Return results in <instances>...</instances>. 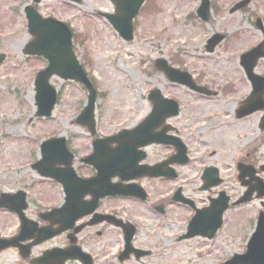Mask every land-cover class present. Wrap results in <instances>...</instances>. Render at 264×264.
<instances>
[{"label":"rangeland","instance_id":"1","mask_svg":"<svg viewBox=\"0 0 264 264\" xmlns=\"http://www.w3.org/2000/svg\"><path fill=\"white\" fill-rule=\"evenodd\" d=\"M154 1V9H142L135 19L136 37L132 41H124L98 14L114 12L110 0H81L80 5L66 0H44L37 5L42 15L66 21L85 41L75 48L82 63H88L86 56L90 61L86 69L98 90L96 115L101 135L139 124L150 112L149 91L161 88L166 96L179 102L181 113L174 122L181 127L193 152L192 163L187 167L188 175L193 177L163 186L158 181L142 182L150 192L147 201L121 199L104 205L110 212L118 210L123 219L136 225L134 244L151 250L150 255L118 262L124 240L115 227L108 228L101 237L95 228L82 235V242L94 254L97 264H221L247 247L251 238L247 234L253 224L243 222L248 219L242 213L245 210L230 209L224 227L213 240L184 239L182 235L193 215L188 217V212L179 205L175 208L169 197L176 187L182 186L184 194L206 203L216 190L201 191L200 177H196L201 164L231 161L253 147L259 148V155L264 153L263 133L258 126L261 113L242 120L235 116L240 102L252 88L241 67L240 55L263 40L255 22L260 18L264 24V0H251L243 10L232 13V7L242 0H213L216 8L208 23L196 15L200 0ZM31 2L0 0V54L6 56L0 66V193H13L25 184H30V193L52 191L46 184L36 182L39 178L31 169L39 157L38 146L43 138L66 136L79 157L91 150L87 128L76 123L88 95L80 84L53 77L59 92L53 117L41 119L34 114L33 81L46 63L25 56L23 50L30 40L24 9ZM216 33L223 34L224 39L208 53L207 41ZM158 58L188 72L197 84L215 90L216 94L200 96L187 86L169 82L155 66ZM256 72L264 75V60ZM210 150L217 154L211 157ZM223 177L221 189L235 192L239 188L233 174ZM163 203L162 214L156 207ZM9 226L0 224V229ZM0 264L27 263L16 252L8 251L0 255Z\"/></svg>","mask_w":264,"mask_h":264},{"label":"water","instance_id":"2","mask_svg":"<svg viewBox=\"0 0 264 264\" xmlns=\"http://www.w3.org/2000/svg\"><path fill=\"white\" fill-rule=\"evenodd\" d=\"M42 0H34V3L37 4ZM77 3H80V0H71ZM116 5V13L113 15L105 14V16L110 20L112 25L114 24L115 28L118 30L120 35L124 39L131 40L134 38V24H132L133 19L138 14L139 9L145 3V0H111ZM250 0H243L241 3L237 4L233 7L232 11L238 10L243 6L247 5ZM198 15L204 19H209L210 16V0H202V3L198 9ZM26 14L28 17V28L30 30V34L33 36V40L28 43L26 48L24 49L25 52L36 54V55H44L49 60V65L47 68L40 71L37 75L35 80L36 86V104H37V116H52V110L54 109L57 101V92L56 89L50 82V78L53 75H58L61 79H71L77 80L81 82L83 85L87 87L90 91L88 97V104L85 107L83 113L78 117L77 122L82 124H87L91 131L95 128V104H96V94L97 91L93 89L90 80L87 78L86 72L82 69L78 59H76L73 48H72V33L71 29L66 26L61 21H57L52 17H48L44 19L40 16V14L36 11L35 7L27 6ZM258 26L260 29H263L261 21L258 20ZM223 36L215 35L209 41V46L207 49L212 51L215 45L220 42ZM260 58H264V42L260 43L259 45L255 46L252 50L245 53L242 56L241 62L242 66L244 67L245 71L247 72V76L251 83L253 84V91L251 95L243 102V107L238 111L239 116H243L248 112H253L258 109L264 110V77L256 74L254 69L258 63ZM4 59L3 55H0V63ZM157 66L160 67L165 71L167 76L171 78L173 81H177L179 83H185L186 85L190 86L191 88L203 93H209L205 88H201L195 85L192 80V76L188 75L185 72H179L176 69L172 68L168 63L161 59L158 60ZM155 98L157 102L154 105V111L151 113V116L146 119L139 128L133 131H124L118 137H110L103 142H113L114 140H118L120 137H126L124 139L128 140L129 137H140L144 134V127L147 123L151 120V117L159 112H163L164 110L161 108L166 101V99L162 98L161 92L155 91L154 92ZM172 110L178 112L177 104L171 100ZM263 124H264V117H263ZM96 144V143H95ZM43 160L33 165L34 168H38L42 166L44 163L49 166H53L55 162L59 164H64L67 169H70L68 166L70 165L69 158H71L70 153L68 151L67 146L65 145V138H55L54 140H49L43 142ZM115 154L114 152L102 150L101 147H98L96 144L95 152L92 156L88 157L85 162H89L94 164V166L98 169V175L96 178L88 179L87 183L91 185V187H99L94 184H102L105 186L102 190H92L93 195V202L92 207H89L88 212L95 210L97 206V202L100 200V197L107 196V195H132L134 194V187H125L120 185H111L110 179L115 174H117V170L115 165L113 164V158ZM68 160H67V159ZM101 158L99 163H96V160ZM43 163V164H41ZM65 170V171H66ZM142 173H146L149 175V172L143 171ZM63 171L51 170L50 172L46 173L47 176L52 178H57L60 181L64 182V186L67 194L66 200L68 202L71 201V197L74 196V192L70 189L68 184L67 178H63L64 175ZM99 182V183H98ZM99 191V192H98ZM17 194H24V192H18ZM144 197V196H143ZM227 203L225 201V205L219 210L218 219L215 223L214 227H210V229L202 228L205 226H200L202 222L201 213L198 214L197 217L192 221L190 224V231L187 235L194 236L198 235L199 233L203 234L207 237H214V233L217 231L218 228L221 226L223 211L226 209ZM211 210V208H209ZM208 210L203 211V213H207ZM84 214H79V216ZM259 229L256 233H254L251 241L248 244V250L243 255H235L233 256L232 260L227 261L222 264H264V219L260 221ZM130 228L129 225H125L124 229L126 230V237L125 240L127 242V247L131 244V239L135 233V229ZM6 242V241H2ZM12 242H6L4 246H9ZM138 257L145 253L138 251ZM71 257L75 258V255H71ZM81 257H85V253H81ZM80 257V258H81ZM84 264H92L86 262L84 259Z\"/></svg>","mask_w":264,"mask_h":264},{"label":"flooded vegetation","instance_id":"3","mask_svg":"<svg viewBox=\"0 0 264 264\" xmlns=\"http://www.w3.org/2000/svg\"><path fill=\"white\" fill-rule=\"evenodd\" d=\"M177 117L178 115L168 117L164 122L154 124L152 127L153 131L157 135V139L153 140V142L148 145L134 143L136 146L140 145V147L136 148L133 154L126 159V163L129 165L126 172H124L125 175H131L134 172L137 173L138 168H141L142 165H153L156 166L155 171L160 176L153 178L143 176L142 178H138L134 181H122L121 177H117L113 179L114 183H138L140 185H142V182L150 183L153 181L171 183L172 181H175V179L193 177L191 175L189 176L187 173V166L192 163L190 157L193 152L191 151L189 142L184 137L181 127L177 126L174 122ZM258 126L261 129L260 133H263L262 135L264 139V129L263 126H261V119L258 122ZM185 144L186 151L189 154L188 159H185ZM111 147L117 148L119 147V144L115 143L111 145ZM209 154L213 157L217 154V152L213 150L212 152L209 151ZM80 160L73 162L78 176L83 179L93 176L95 174L94 168L92 166L82 164ZM206 168L213 171L212 176L220 175L222 177L223 183L221 185L225 183V178L223 177L224 175L233 174L234 179L238 182L239 188L237 187L235 192L227 191L230 193L231 203L233 206H237L238 208H244L247 215L252 213V224L255 229L259 215L264 212V153L259 155V148L253 147V150L240 153L237 159H234L233 157L231 161L217 162L215 164L214 162H211L206 165L201 164L199 174L196 175V177H200L202 180L203 177H205ZM241 173L243 174L241 175ZM28 185L23 186L28 192L26 193V196H24V212L26 217L36 225H32L33 223L27 222V231L25 234L31 238L28 239L24 245H29V243L37 244L28 248L30 258L26 261V263L81 264V262L77 260L64 261L59 253L61 250L68 249L70 246H81L83 249L87 250L88 247L85 242H82V235L93 232V229L96 228L97 236L101 237L105 232H107L108 228L112 227V225L106 221L95 224L97 218H95L94 215H90L79 219L71 228H69V230L58 233V235L40 242V240H43L45 236L53 235L58 228L64 225L63 215L57 214L54 217L46 216L48 211L62 206V190L57 181L54 182L51 180H49L47 188L52 191L30 193L31 190L28 188ZM180 187L182 188V186ZM212 190H216L214 198L218 197V195L221 194L220 192L225 191L224 189H221L220 186L215 187L214 189H209V192ZM247 193H249L248 200L242 201L238 205L237 202L240 201V199ZM189 197L192 199L191 201H186L185 204L177 203V205H179L184 212H188V214H193L197 207L204 208L207 206L208 201L212 198V196H208L206 203H200L191 196ZM115 199L117 198H111L110 201ZM89 200L90 196H86L82 201ZM107 200L108 198L100 201L98 207L99 213H113L114 215L120 217V212H110L105 209L104 205H106L105 201ZM23 206V202L18 201L15 204V207L17 208L23 209ZM0 216L2 217L0 219V224L10 225L9 229H12L10 232H7L9 229L6 228L0 229V237H3V235L7 237H15V235H18L19 226L21 224L19 216L16 213L10 212L4 208L0 209ZM11 250H14L16 252V256L20 257L19 250L17 248ZM25 250H27V247L24 251ZM50 251H52L53 257H51L48 261L43 260L45 254Z\"/></svg>","mask_w":264,"mask_h":264},{"label":"bare ground","instance_id":"4","mask_svg":"<svg viewBox=\"0 0 264 264\" xmlns=\"http://www.w3.org/2000/svg\"><path fill=\"white\" fill-rule=\"evenodd\" d=\"M30 98L32 99L33 98V95L31 94Z\"/></svg>","mask_w":264,"mask_h":264}]
</instances>
